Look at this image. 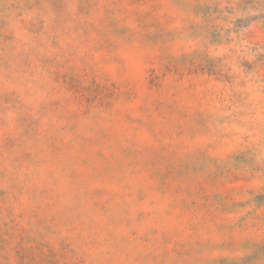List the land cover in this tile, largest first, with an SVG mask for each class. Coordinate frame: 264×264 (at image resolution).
Here are the masks:
<instances>
[{
    "label": "rangeland",
    "instance_id": "obj_1",
    "mask_svg": "<svg viewBox=\"0 0 264 264\" xmlns=\"http://www.w3.org/2000/svg\"><path fill=\"white\" fill-rule=\"evenodd\" d=\"M0 264H264V0H0Z\"/></svg>",
    "mask_w": 264,
    "mask_h": 264
}]
</instances>
